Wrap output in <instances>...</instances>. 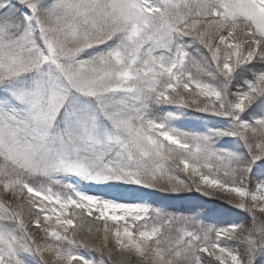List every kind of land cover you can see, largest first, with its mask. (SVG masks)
<instances>
[{"label":"snow or ice","instance_id":"snow-or-ice-1","mask_svg":"<svg viewBox=\"0 0 264 264\" xmlns=\"http://www.w3.org/2000/svg\"><path fill=\"white\" fill-rule=\"evenodd\" d=\"M0 264H264V0H0Z\"/></svg>","mask_w":264,"mask_h":264},{"label":"rangeland","instance_id":"rangeland-1","mask_svg":"<svg viewBox=\"0 0 264 264\" xmlns=\"http://www.w3.org/2000/svg\"><path fill=\"white\" fill-rule=\"evenodd\" d=\"M155 199L164 203V204H168L170 206H174L176 208L177 204H182L183 202H186V201H181V200H176V199H171V198H168L166 196V194H157L155 196Z\"/></svg>","mask_w":264,"mask_h":264},{"label":"trees","instance_id":"trees-1","mask_svg":"<svg viewBox=\"0 0 264 264\" xmlns=\"http://www.w3.org/2000/svg\"><path fill=\"white\" fill-rule=\"evenodd\" d=\"M185 203H187V202H183L182 204H185ZM210 203H211V202H210ZM182 204H180V205L177 204L176 208H179ZM172 207H174V206H172ZM174 208H175V207H174ZM209 222H212V221H209ZM114 255H115V254H114ZM116 259H119V257L117 256Z\"/></svg>","mask_w":264,"mask_h":264}]
</instances>
